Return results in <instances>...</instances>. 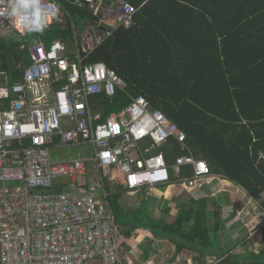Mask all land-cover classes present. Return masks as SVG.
<instances>
[{
    "label": "built area",
    "instance_id": "obj_1",
    "mask_svg": "<svg viewBox=\"0 0 264 264\" xmlns=\"http://www.w3.org/2000/svg\"><path fill=\"white\" fill-rule=\"evenodd\" d=\"M13 4L36 7L13 9ZM94 9L96 22L107 30L102 37L93 35V45L85 43L92 35L85 33L80 40L77 29L72 50L61 39L49 46L34 40L22 79L12 84L0 79V264H123L107 179L122 174L130 190L169 183L166 157L153 150L171 139L188 150L186 132L162 110L152 109L143 95L105 120L93 110V95L113 96L128 83L106 63L85 60L117 29L129 27L138 11L125 0L111 6L96 0ZM11 11L17 15L9 16ZM65 14L55 0H0V35L24 37L42 26L64 23ZM56 136L60 145H93L89 159L94 173L88 182H78L90 171L87 159L51 160ZM187 165L193 175L180 177ZM173 167L187 187L200 185L210 174L208 163L192 153L178 156ZM61 176L69 177L71 190L54 184ZM54 187L60 191H52ZM261 219L247 237L251 241L262 236ZM209 264L226 263L214 259Z\"/></svg>",
    "mask_w": 264,
    "mask_h": 264
},
{
    "label": "trees",
    "instance_id": "obj_2",
    "mask_svg": "<svg viewBox=\"0 0 264 264\" xmlns=\"http://www.w3.org/2000/svg\"><path fill=\"white\" fill-rule=\"evenodd\" d=\"M55 1L65 10L64 23L54 22L24 37L13 32L0 35L1 79L8 78L11 84L22 79L31 62L28 46L34 40L49 46L61 39L72 50L74 15L85 23L99 21L90 0ZM129 1L138 8L133 23L117 29L85 60L106 63L128 87L117 89L113 96L93 95V110L105 120L134 97L145 96L152 109L162 110L187 135L186 151L176 139L153 150L164 153L171 181L176 158L192 153L206 160L212 173L243 187L264 212V0ZM191 175L192 166H183L180 177ZM124 184L118 181L113 187L110 203L128 235L150 224L158 236L170 233L166 236L178 253L185 248L196 251L202 264L213 257L226 264H264V224L258 252L232 254L217 235L211 237L209 198H192L174 223L147 217L146 224L141 214L148 204L128 211L124 221L118 204Z\"/></svg>",
    "mask_w": 264,
    "mask_h": 264
},
{
    "label": "crops",
    "instance_id": "obj_3",
    "mask_svg": "<svg viewBox=\"0 0 264 264\" xmlns=\"http://www.w3.org/2000/svg\"><path fill=\"white\" fill-rule=\"evenodd\" d=\"M118 1V0H116ZM94 22V21H91ZM88 23V22H87ZM95 29V28H94ZM92 37L87 36L85 38L86 45H93L94 39ZM23 76V75H22ZM1 79V78H0ZM8 81V78H5ZM4 78L1 81H5ZM59 137L56 136V142L52 146H61ZM86 143H80L76 145H84ZM51 146V147H52ZM65 146V145H62ZM73 146V145H70ZM83 158V157H78ZM87 165L90 168V171L87 175L82 176L83 181L78 180L79 183H86L93 175V165L92 161L87 158ZM175 179L168 184H159L154 187H146L141 189L130 190L125 187V184L120 192V198L118 200L119 208L125 214L122 218L124 221L126 219V213L131 210H137L142 205L148 204L147 209L153 214V211H160L162 212L161 220L167 223H174L177 219V216L182 209L187 210L189 204H192V198L197 200L199 198H209L211 201L208 205V228L210 230L211 237L215 238L217 235L218 242H220L223 248H229L232 251V254H242L245 253L247 250H254L258 252L259 244L256 242L254 243L255 247L248 246L250 239L247 238L249 232L259 225V221L256 219V216H259L260 212L254 211L253 205V198L246 192V190L235 184L234 182L224 178L218 174H212L210 177L205 178L200 185L196 187H187L184 185L182 181H179L176 177V171L174 170ZM86 178V180H85ZM119 178V177H118ZM119 183L123 184L125 179L121 174L120 178L118 179ZM118 181L115 183L117 184ZM114 183L110 184V196L116 190H113V187L116 185ZM60 185L65 186V189H72L69 183H61ZM165 186L164 188L162 186ZM127 189V190H126ZM109 196V198H110ZM111 202V201H110ZM174 204V206H172ZM164 208V209H163ZM216 212H218L216 218ZM255 213L256 216L253 217ZM149 218L153 219V216ZM244 214V215H243ZM115 215V213H114ZM129 216V215H128ZM250 217V218H249ZM264 217V216H263ZM262 217V218H263ZM131 218V217H128ZM254 218V219H253ZM116 226L123 227L120 224V221L117 219L115 215ZM252 227V229H251ZM125 230L127 229L124 226ZM135 232H138L139 235H142L143 238H148L150 235L152 238L151 246L146 245L143 246L138 254V250H136V246L131 245V243L135 240ZM133 232L131 235H128L125 231V238L126 241H130V243L126 244L125 252L129 254V260L132 262L135 259V256L138 255L141 258V252L143 254V263L144 264H156L155 261H152V258L158 254V250L160 251V244L159 240L170 241L173 246H175L174 253L172 258L170 259L169 263L166 264H202L199 255L196 251L191 250L190 248H185L181 252L176 251V245L171 241L167 234L156 235L153 232L148 231L145 228H139ZM243 232H247L243 235ZM118 239L120 241V235H118ZM148 241L145 239L140 240V244L142 245L143 242ZM161 242V241H160ZM250 243H253L252 241ZM122 247V246H121ZM121 247H120V256H121ZM158 248V249H157ZM133 251H136L134 255ZM159 255V254H158ZM122 258V256H121ZM156 258V257H155ZM183 258V259H182ZM211 258V257H210ZM209 257L206 258L208 261ZM213 259H216L213 257ZM206 261V262H207ZM100 263L98 260L91 261L89 264H96ZM123 262V261H122ZM133 263V262H132ZM163 264V261L158 262V264ZM124 264V262H123ZM134 264V263H133ZM136 264V263H135Z\"/></svg>",
    "mask_w": 264,
    "mask_h": 264
},
{
    "label": "rangeland",
    "instance_id": "obj_4",
    "mask_svg": "<svg viewBox=\"0 0 264 264\" xmlns=\"http://www.w3.org/2000/svg\"><path fill=\"white\" fill-rule=\"evenodd\" d=\"M90 1L94 2L95 0H90ZM98 1H99L100 5L103 4L105 6H111V4L116 0H98ZM73 22L77 28V31L80 34H82V37H85V33H89L88 31H89L90 27L88 25H86V23H85L86 21L82 20V18H80L79 15L76 14L73 16ZM49 152H50V158L52 161L63 162V161L75 159L78 157H83L85 159L91 158V157H93L95 150H94L93 145L84 144V145H73V146H52V147H50ZM85 180H86V178H85ZM80 181H83L82 177L80 178ZM116 181H119L117 177L113 178L112 183H115ZM69 182H70V179L67 176H61V177H57L54 179L55 185H58L61 183H69ZM251 205H253V207H255V208H253L254 211L260 212L259 216H256V214L254 212L251 213V214H253V217H255V216L257 217L256 219L259 221L258 223H260L262 220L261 218L263 217L261 215H263L264 212L262 211L261 207L255 201L251 202ZM172 206H174V204H172ZM150 214H151V212L145 206L144 213H142L141 215L144 216V220H145L146 224L148 222L147 217H150ZM151 216H153L152 220L159 221V220H161L162 212L154 210L153 214H151ZM144 228L150 232H153L151 227H150V224H147V226ZM256 228L257 227H254L252 229V227H251V229H252L251 231L255 230ZM155 230H157V229H155ZM118 231L120 234V240H121V246H122L121 247V256H122V261L124 262V264H133V263L134 264L135 263L136 264H144L142 261V260H144L142 252H141V258H140V256L136 255L135 259L132 261L133 263L129 260L128 256H130V255L125 252V247H126V244L130 243V241H128V240L126 241L124 229H122L121 227L118 226ZM135 233H136L134 236L135 240L131 243V245L136 246V250H138L137 253L140 254L139 250H141L143 246H146V245L151 246V241H152L153 237H151L149 235L148 238H143V236L139 235L138 232H135ZM246 233L247 232H243L242 234L245 235ZM142 239H145V240L148 239V241L143 242L141 245L139 242ZM252 241H253V243H250L251 242L250 241L248 244V246H250L251 248L255 247L254 242L256 241V238H253ZM159 244H160V249H161L160 251L158 250L159 255L156 254V256H154L152 258V261H155L156 264H158V262H160V261H163V264L169 263L170 259L172 258V255L174 253L175 246H173L172 243L170 241H167V240H164L163 242H162V240H159ZM133 252L134 253H132V255L136 254L135 253L136 251H133ZM130 257H132V256H130ZM92 264H94V263H92ZM96 264H100V263L98 262Z\"/></svg>",
    "mask_w": 264,
    "mask_h": 264
},
{
    "label": "water",
    "instance_id": "obj_5",
    "mask_svg": "<svg viewBox=\"0 0 264 264\" xmlns=\"http://www.w3.org/2000/svg\"><path fill=\"white\" fill-rule=\"evenodd\" d=\"M129 1V0H125ZM96 0L92 2V8H95ZM90 27L89 33L95 37H102L104 32L107 30L104 26H101L98 22H88L86 23ZM95 28V29H94ZM52 191H60V188L54 187Z\"/></svg>",
    "mask_w": 264,
    "mask_h": 264
},
{
    "label": "clouds",
    "instance_id": "obj_6",
    "mask_svg": "<svg viewBox=\"0 0 264 264\" xmlns=\"http://www.w3.org/2000/svg\"><path fill=\"white\" fill-rule=\"evenodd\" d=\"M29 6H32V7H36V5L35 4H33V5H28V4H13L11 7L13 8V9H18V8H20V7H29ZM9 14V16H15V15H17V11H11L10 13H8ZM25 27H27L29 30H33V28L29 25V24H25L24 25ZM43 27V26H42ZM35 30H42V28L41 29H35ZM161 145H159V146H157V147H160ZM156 147V148H157ZM155 148V149H156ZM204 160V159H203ZM206 161V160H205ZM207 162V161H206ZM209 165V164H208ZM210 167V166H209ZM193 168V167H192ZM171 173V172H170ZM213 173H212V171H211V168H210V174L209 175H207L205 178H207V177H210L211 175H212ZM119 175H121V174H117V178H118V176ZM116 177H112V178H108V179H110L109 180V182H110V184H112V180H113V178H116ZM171 179H172V177H171ZM173 181V180H172ZM170 182H171V180H170ZM169 182V183H170ZM163 184H168V183H163ZM107 187H108V180H107ZM126 187V186H125ZM149 188V187H148ZM260 224V223H259ZM259 226V225H258Z\"/></svg>",
    "mask_w": 264,
    "mask_h": 264
}]
</instances>
